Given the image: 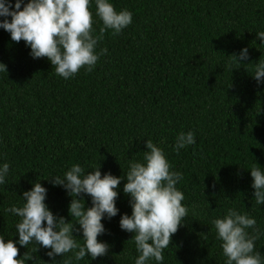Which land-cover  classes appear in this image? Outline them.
Listing matches in <instances>:
<instances>
[{
    "label": "trees",
    "instance_id": "obj_1",
    "mask_svg": "<svg viewBox=\"0 0 264 264\" xmlns=\"http://www.w3.org/2000/svg\"><path fill=\"white\" fill-rule=\"evenodd\" d=\"M117 10L133 13L118 35L104 33L91 71L81 68L64 79L46 58L33 59L24 41L14 42L0 29V163L10 174L0 185V235L17 239L18 218L5 209L22 204V193L35 180L47 188L46 203L71 220V197L50 176L74 163L103 175H123L130 159L139 160L151 139L182 173L177 187L189 209L183 226L164 250L163 264H224L211 220L228 207L247 212L264 231V205L251 188L254 163L264 167V84L246 67L264 59V0H112ZM90 10L95 12L94 0ZM94 18L99 33L102 22ZM10 19V18H9ZM248 47L249 60L228 67L229 55ZM249 65L244 66V64ZM192 130L195 144L175 151V137ZM121 180L113 218L102 219L109 244L103 257L78 264H134L132 233L119 227L120 214H131ZM84 196L86 207L90 197ZM70 223H74L70 221ZM76 225L73 235L83 243ZM251 231V230H250ZM27 264H46V250L17 245ZM264 254V235L256 241ZM71 256H57L58 264ZM150 264H155L151 261Z\"/></svg>",
    "mask_w": 264,
    "mask_h": 264
},
{
    "label": "clouds",
    "instance_id": "obj_2",
    "mask_svg": "<svg viewBox=\"0 0 264 264\" xmlns=\"http://www.w3.org/2000/svg\"><path fill=\"white\" fill-rule=\"evenodd\" d=\"M93 0H0V29L10 34L14 42L24 41L33 59L46 58L55 67L56 75L70 79L81 68L91 71L107 49L96 51L107 30L118 35L132 23L133 13L127 8L117 10L112 0H94L95 12L90 10ZM102 22L99 33L94 18ZM10 18V19H9ZM256 37L264 44V30ZM228 67H239L249 60L248 47L229 55ZM249 63L244 64V66ZM257 85L264 84V59L246 67ZM0 72H7L0 62ZM192 130L180 131L173 148L180 149L195 144ZM139 160L130 159L127 171L120 176L100 171V165L90 171L74 163L62 174L50 176L53 186H61L71 197L68 213L71 220L57 216L46 203L47 188L38 180L22 193V204H12L5 209L18 220L14 225L17 239L0 235V264H27L32 256L26 252L18 257L17 245L27 248L35 245L46 250V264H78L88 257L95 260L105 256L109 244L99 236L106 229L102 219H111L119 212L116 199L121 180L126 179L122 191L129 197L131 214H120L119 227L132 233L136 252L134 264H163L164 250L171 244L172 236L183 226L189 209L184 193L177 187L182 173L172 169L164 149L151 139L144 142ZM254 163L247 168L251 176L252 198L264 205V167ZM10 174L8 162L0 163V185ZM84 194L91 199L86 207ZM74 223H70L73 221ZM215 237L220 241L224 264H264V254L257 249L256 241L264 235L257 220L247 212L228 207L223 215L211 220ZM79 226L83 243L74 239L73 231ZM251 230V231H250Z\"/></svg>",
    "mask_w": 264,
    "mask_h": 264
}]
</instances>
